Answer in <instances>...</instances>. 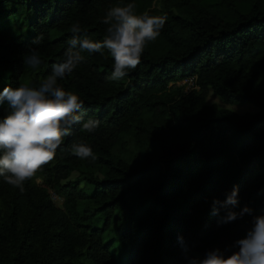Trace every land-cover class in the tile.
<instances>
[{"label":"trees","instance_id":"1","mask_svg":"<svg viewBox=\"0 0 264 264\" xmlns=\"http://www.w3.org/2000/svg\"><path fill=\"white\" fill-rule=\"evenodd\" d=\"M156 1L0 0V92L21 84L31 48L41 64L28 84L38 87L63 62L74 23L81 39L102 41L112 6L133 3L138 15L167 17L124 79H109L114 59L104 49L81 53L84 61L58 81L83 101L79 114L100 124L94 133L75 125L23 192L0 177L10 230L0 228V264H189L214 249L227 257L253 217L264 215V0ZM187 76H196L199 87L173 83ZM212 90L258 110L209 103ZM9 112L7 102L0 105V119ZM73 142L90 145L95 158L69 154ZM82 165L107 171L86 172L89 188L64 181ZM234 188L233 210L247 206L252 213L218 224L225 209L214 201ZM116 220L126 255L113 263V239L105 237Z\"/></svg>","mask_w":264,"mask_h":264},{"label":"clouds","instance_id":"2","mask_svg":"<svg viewBox=\"0 0 264 264\" xmlns=\"http://www.w3.org/2000/svg\"><path fill=\"white\" fill-rule=\"evenodd\" d=\"M166 19V16H152L147 12L138 15L133 3L112 6L102 20L106 25L102 41L87 36L81 39L82 29L74 23L67 42L70 47L64 52L63 62L53 64L51 73L38 87L21 83L15 88H3L0 105L7 102L10 108L9 114L0 119V177L4 182L23 192L25 182L55 159L57 149L71 135L75 125H81L80 130L85 133H94L99 127V120L84 119L79 114L83 108L79 96L58 83L84 61L81 53L103 55L107 49L114 59V70L109 79L119 81L140 64L147 44L158 38ZM42 39L37 36L33 43L39 45ZM24 63L32 69L40 66L41 58L36 48L25 54ZM69 154L80 159L95 158L93 148L83 142H73ZM237 196L238 189L234 188L225 201H214V206L220 204L225 209L218 224L251 215L252 209L247 206L239 212L233 210L238 205ZM213 214L218 215L219 209L214 207ZM233 246L238 250L227 257L214 249L206 252L202 259L189 258V264H264V215L253 217L245 236L236 240Z\"/></svg>","mask_w":264,"mask_h":264},{"label":"rangeland","instance_id":"3","mask_svg":"<svg viewBox=\"0 0 264 264\" xmlns=\"http://www.w3.org/2000/svg\"><path fill=\"white\" fill-rule=\"evenodd\" d=\"M167 0H157L155 2V6L161 7L162 3L166 2ZM39 69H32L26 65L24 73L21 78V83H28L32 76L36 75L38 73ZM124 79V78H123ZM171 84V83H170ZM207 101L209 103H215L219 107L224 108H233L234 110L245 113L248 111L256 112L258 110V107L253 103H244V104H231L229 102H226L219 94L215 93L213 90L210 92ZM107 171L106 166H88V165H82L79 169H76L72 172V174L65 178L64 181L67 180H80V186L82 188H89L91 187V184L84 179L82 176L86 172H92L94 175L103 177ZM37 182L40 188H44L43 186V180L41 177L37 178ZM53 199L57 202V204L63 206L62 200L63 198L58 196L56 193H54V190H51ZM9 212V206L6 200L0 199V228L1 231L10 233L9 228L4 223L7 219V213ZM119 225V221L116 220L112 223V226L106 233V240L113 239V245H112V253H113V263H115L117 260L123 259L126 255L125 250L126 246L122 238H120L119 233L117 232V227ZM23 226V223H20V228Z\"/></svg>","mask_w":264,"mask_h":264},{"label":"built area","instance_id":"4","mask_svg":"<svg viewBox=\"0 0 264 264\" xmlns=\"http://www.w3.org/2000/svg\"><path fill=\"white\" fill-rule=\"evenodd\" d=\"M173 83H176L177 85L182 86L187 91H189V90H191L193 88H198L199 87V85L197 84L196 76L182 77V78L177 79ZM54 193H56V192H54Z\"/></svg>","mask_w":264,"mask_h":264}]
</instances>
